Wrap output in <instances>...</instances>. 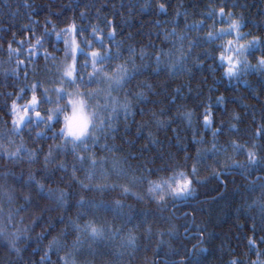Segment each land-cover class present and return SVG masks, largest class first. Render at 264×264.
Listing matches in <instances>:
<instances>
[{"label":"trees","instance_id":"1","mask_svg":"<svg viewBox=\"0 0 264 264\" xmlns=\"http://www.w3.org/2000/svg\"><path fill=\"white\" fill-rule=\"evenodd\" d=\"M71 40L113 54L109 76L127 70L75 151L61 135L70 105L56 102L77 92L63 79ZM261 59L264 0H0V264H264ZM33 86L43 121L29 112L14 130ZM179 173L186 199L150 191Z\"/></svg>","mask_w":264,"mask_h":264},{"label":"snow or ice","instance_id":"2","mask_svg":"<svg viewBox=\"0 0 264 264\" xmlns=\"http://www.w3.org/2000/svg\"><path fill=\"white\" fill-rule=\"evenodd\" d=\"M221 13L223 14V9H221ZM232 29L235 30L236 32V37L237 40L243 38L242 34L240 33L239 29L241 25L239 23H233L232 24ZM224 30H221L220 33L217 34L215 39H221L223 38L224 35H227ZM211 38V37H210ZM227 45L229 47V51H233L232 45L233 41L228 40ZM254 42H250L249 46L246 47L245 45L241 44L239 45L234 51L236 52L237 55H244L246 52H248L249 48L253 46ZM81 52H84V62L80 65V71H83L86 73V69L89 66V62L91 63V66L93 68V73L92 74H87L88 79H84V75H81L80 72L77 71L76 67V57L75 55L72 56V64L69 65L64 73H63V79L67 81V83L74 87L77 92L76 95L78 98H70L73 96L72 93H69L66 89H56V102L59 103L61 99L67 100L68 105H70L72 111L71 115L64 114V128L61 129V135L65 137L66 141L71 143L73 145V150L75 151L76 147L78 145H87L89 138H90V133L89 129H95L97 127V124L95 122H103V116L101 111L99 109L101 108V105L99 104V101L97 100L96 103V109L92 112L89 113L87 108L89 107L86 104V101L83 98H79V89L81 87L84 88H89L90 85L92 84H99L102 82H108L109 83V90L107 93V96H110L112 87L115 86V88H120L123 87L125 83V79L127 76V70L121 68L117 74L114 76H109L108 72L105 69V65L111 66V61L113 60V54L110 52H105L104 54H100L97 51H92L91 53L85 52L83 49H80ZM221 61H224L225 57L221 55L220 57ZM227 63L229 65L227 69V75L229 77H232L236 74V68L233 65V57L228 56L227 58ZM240 61L237 60L236 64H239ZM245 65H247V61L245 60ZM97 64H100L101 67L97 69ZM259 64L262 69H264V59H261L259 61ZM33 92V97L30 102V104L27 106V109L25 110V116H21L19 118V121L13 120V125H14V130L15 126L19 123L21 125L27 126L28 124L31 123L33 116L28 115L29 112L34 113V118L37 122V124L41 123L43 121V118L41 117V114L39 111L36 109L38 108L40 101L36 99L35 92H36V86H33L32 88ZM99 92H93L89 91L88 92V97L90 99L96 100L97 97L99 96ZM44 96V102L51 103L52 100L50 97L47 95V89L44 90L43 93ZM107 96L105 97V103H104V108H107L108 104V99ZM22 99V97H20ZM125 110H127L125 108ZM113 113L116 112V109L113 107L111 109ZM56 112L58 114H63V109H56ZM15 106H13V115H15ZM49 121L52 120V116H49L47 118ZM205 123L206 125L209 123V119L207 116H205ZM91 139L94 141L96 138L94 136H91ZM2 147V146H0ZM9 156H18L19 155V150H17L16 153H9ZM251 156V154H249ZM49 156H51V152H49ZM31 159V157H30ZM81 161H83V158H80ZM48 163V157H45V164ZM95 162L93 161V166ZM63 167V166H61ZM195 172V169H193ZM191 184L192 181L188 179L183 173H179L177 176L169 178V180L162 181L161 184L154 185L153 188L150 189V191H164L165 187H167L170 191V194L173 196L174 199H186L188 196L192 194V189H191ZM41 188L43 187L42 185L40 186ZM128 190L125 189V192ZM11 199V197H9ZM58 199L63 202V194H61ZM163 199V197H161ZM118 203V202H117ZM80 206H84V201L80 202ZM74 227H79L74 225ZM85 230H89L91 235L93 237H97L102 235V232L94 227L91 223L88 225H85ZM251 243V242H250ZM236 264V262H234Z\"/></svg>","mask_w":264,"mask_h":264},{"label":"rangeland","instance_id":"3","mask_svg":"<svg viewBox=\"0 0 264 264\" xmlns=\"http://www.w3.org/2000/svg\"><path fill=\"white\" fill-rule=\"evenodd\" d=\"M68 46H69L68 48L70 50L69 51V55H68V57H69V63L68 64L71 65L72 62H73L72 61V56L73 55H75V57H76V63H77V57H78V54L80 53V50L76 46L75 41H73V40H71V43L68 42ZM112 89H113V87H112ZM108 90H109V83L108 82H102V83H100V85H98V87L93 90V92H99L100 93L99 96L97 97V99L96 100H93L92 99V101H93V103L95 105L97 103V100L99 101V104L101 105V108L99 109V111H101L102 116H104L106 114L107 108H109V103L107 104V108L106 109L103 107L104 106V103H105V97L107 96ZM87 97L79 94V98H83L86 101V104L89 105L88 100H87ZM70 98L74 99V98H78V97H77L76 93H73V96L70 97ZM107 99H108V102L110 100L114 104V96H113L112 93L110 94V96H107ZM70 110L72 111L71 107H70ZM87 110L90 113V112H92L94 110H97V109H96V106L94 107L92 105V110L89 107L87 108ZM92 132H93V129L90 128L89 129V133L91 135H92ZM91 135H90V137H91Z\"/></svg>","mask_w":264,"mask_h":264}]
</instances>
